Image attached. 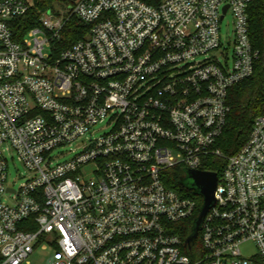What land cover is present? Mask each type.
Segmentation results:
<instances>
[{
	"label": "built area",
	"instance_id": "1",
	"mask_svg": "<svg viewBox=\"0 0 264 264\" xmlns=\"http://www.w3.org/2000/svg\"><path fill=\"white\" fill-rule=\"evenodd\" d=\"M255 1L69 0L18 40L33 0H0V264H30L42 242L50 264H264V114L236 154L217 146L229 92L262 56ZM229 13L233 58L222 62ZM72 17L89 33L58 53ZM107 120L111 131L93 139ZM12 152L28 172L19 188L7 183ZM216 160L226 163L193 262L178 232L198 202L169 189L168 172L214 173Z\"/></svg>",
	"mask_w": 264,
	"mask_h": 264
},
{
	"label": "trees",
	"instance_id": "2",
	"mask_svg": "<svg viewBox=\"0 0 264 264\" xmlns=\"http://www.w3.org/2000/svg\"><path fill=\"white\" fill-rule=\"evenodd\" d=\"M143 1L155 6L162 0ZM67 3H69V0H33V5L27 15L15 21L13 27H15L17 39L23 37L30 29L40 26L41 13L55 11L56 6H66ZM251 30L252 38L261 50L262 56L256 65L253 76L234 86L229 92L231 111L228 115L225 131L217 144L218 148L228 156L236 154L243 147L249 138L255 119L264 114V0H256L251 9ZM88 33L89 27L76 17H72L63 31L61 40L58 43L59 48L56 51L59 53L61 50L70 48L76 42L85 38ZM225 163L224 160H216V164L209 166L207 170L220 174ZM168 173L166 186L169 189L193 197L198 202L196 216L181 224V230L178 232L180 237L187 242L194 233L195 221L200 214L203 199L195 191L185 187L184 181L187 178V169L178 168L170 170ZM28 223L32 225L29 230H37V226L32 221ZM184 253L193 262L202 257L203 250L199 236L185 247Z\"/></svg>",
	"mask_w": 264,
	"mask_h": 264
},
{
	"label": "rangeland",
	"instance_id": "3",
	"mask_svg": "<svg viewBox=\"0 0 264 264\" xmlns=\"http://www.w3.org/2000/svg\"><path fill=\"white\" fill-rule=\"evenodd\" d=\"M66 6H56L55 11L59 9H65ZM234 18L231 13L227 15V17L224 19V21L221 23V36H222V42H223V48L220 49V51L216 54L217 57L224 62L226 55H228V58L232 61L233 58V48H230L228 44H226L225 39L232 38L233 37V29H234ZM203 59H200L202 61ZM109 123V120L104 122L103 124H100L96 127L95 133H93L92 138L96 139L99 138L105 134H108L111 131L110 127H107ZM80 145L76 144L73 146H68L63 149H57L53 157L55 158L56 163H62L65 161H68L73 158L75 153H72L71 151L77 149ZM78 152L81 150L77 149ZM9 171H8V185L13 186L15 188H19L21 185H23L28 180V172L25 168V166L18 160V156L12 152L11 155H9ZM92 171V168H87L85 170V173H90ZM42 243H39L35 246L34 252L29 256L28 261L30 264H50L51 257L53 256V250L47 248H42ZM245 254H251L255 251V247L253 245H248L243 249ZM72 264V263H70Z\"/></svg>",
	"mask_w": 264,
	"mask_h": 264
},
{
	"label": "water",
	"instance_id": "4",
	"mask_svg": "<svg viewBox=\"0 0 264 264\" xmlns=\"http://www.w3.org/2000/svg\"><path fill=\"white\" fill-rule=\"evenodd\" d=\"M228 7L224 9L226 13ZM218 183L217 173L200 172V171H187V178L184 181L185 187L195 191L196 194L202 197L203 205L200 214L195 221L194 233L192 237L187 240L190 245L197 237L203 221L208 211L215 205V192Z\"/></svg>",
	"mask_w": 264,
	"mask_h": 264
}]
</instances>
